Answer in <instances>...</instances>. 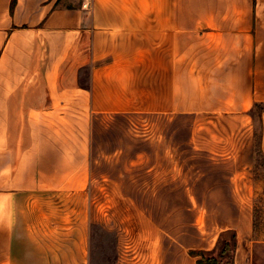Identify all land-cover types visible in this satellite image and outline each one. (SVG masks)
<instances>
[{
  "label": "crops",
  "instance_id": "0c3cea01",
  "mask_svg": "<svg viewBox=\"0 0 264 264\" xmlns=\"http://www.w3.org/2000/svg\"><path fill=\"white\" fill-rule=\"evenodd\" d=\"M83 2L0 0V264H91L96 115L238 117L264 103V0ZM238 208L208 245L172 257L163 235L139 234L117 264H197L189 252L228 231L234 264H253L263 241Z\"/></svg>",
  "mask_w": 264,
  "mask_h": 264
},
{
  "label": "rangeland",
  "instance_id": "374dc122",
  "mask_svg": "<svg viewBox=\"0 0 264 264\" xmlns=\"http://www.w3.org/2000/svg\"><path fill=\"white\" fill-rule=\"evenodd\" d=\"M259 114L96 115L86 191L91 264L131 256L139 234L163 235L172 257L208 245L239 206L253 220V238L263 241L253 264H264Z\"/></svg>",
  "mask_w": 264,
  "mask_h": 264
},
{
  "label": "trees",
  "instance_id": "16d2710c",
  "mask_svg": "<svg viewBox=\"0 0 264 264\" xmlns=\"http://www.w3.org/2000/svg\"><path fill=\"white\" fill-rule=\"evenodd\" d=\"M14 1V0H13ZM253 108L259 110V118L264 112V103H255ZM261 122V119H260ZM261 136H262V123H261ZM230 235V239H223L225 235ZM219 249L217 251L218 258L214 257V250L204 251V250H191L189 253L191 256L196 257L197 264H234V254L237 248V239L234 231H228L222 234L219 240ZM231 253V258L229 261H224L225 256Z\"/></svg>",
  "mask_w": 264,
  "mask_h": 264
},
{
  "label": "built area",
  "instance_id": "2783aa9c",
  "mask_svg": "<svg viewBox=\"0 0 264 264\" xmlns=\"http://www.w3.org/2000/svg\"><path fill=\"white\" fill-rule=\"evenodd\" d=\"M91 2H92V0H84L83 7L88 8L90 6Z\"/></svg>",
  "mask_w": 264,
  "mask_h": 264
}]
</instances>
